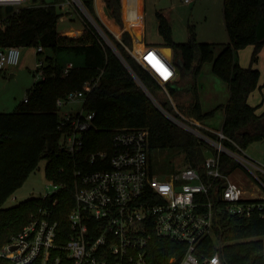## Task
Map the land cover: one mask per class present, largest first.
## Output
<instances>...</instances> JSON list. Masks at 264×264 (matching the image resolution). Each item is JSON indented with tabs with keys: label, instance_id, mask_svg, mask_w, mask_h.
<instances>
[{
	"label": "trees",
	"instance_id": "16d2710c",
	"mask_svg": "<svg viewBox=\"0 0 264 264\" xmlns=\"http://www.w3.org/2000/svg\"><path fill=\"white\" fill-rule=\"evenodd\" d=\"M61 1L54 0L50 4L43 1L41 5L25 7L10 14L0 27V48L41 45L43 51L38 55L51 52L43 58L44 76L28 90V102L22 101L10 113H0V134L3 138L0 143V249L42 208L52 210L53 219L59 224L58 231L63 237L57 241L64 243L68 238L69 212L74 205V171L78 166L72 156L59 148L62 132L57 100L73 90L82 89L87 81L98 82L87 93L83 104L86 111L95 113L94 127L86 140L87 153L110 149L116 130L128 127L146 128L150 134L151 151L166 153L159 167L161 171L174 172L176 159H180L182 165L193 167H198L205 159L208 146L205 141L170 121L137 82L134 74L162 106L175 113L160 84V80H164L162 71L155 70L140 57L144 65L159 77L157 79L128 50H133L134 41L131 34L123 29L122 0L82 2L134 74L90 22H86L85 32L78 37L60 35L58 22L63 11L56 4ZM129 1L127 16L133 19L136 4L133 0ZM103 6L111 13L110 18L106 17ZM223 13L229 41L216 56L212 43L198 41L192 28L188 41H175L168 19L161 12L157 13L163 44L172 49L173 63L180 72L179 78L166 82L165 87L182 114L202 122L213 111L204 113L202 110L196 75L205 61H213L215 72L227 82L230 92L224 106L221 130L245 149L264 138V110L259 113L258 106L248 101L259 86L260 70L253 63L264 46V0H224ZM3 14L5 11L0 9V16ZM116 23L122 28V33ZM115 33H120V39ZM247 45H254V51L249 67H243L236 53ZM65 55L73 56L80 63L63 61ZM179 60L182 65H179ZM69 63L73 67L65 73ZM185 81L188 85L182 86ZM188 86L190 89L186 90ZM225 143L229 144L228 141ZM43 159L47 160L46 175L49 180L63 187L46 198L33 196L7 207L8 198L23 186ZM223 160L224 171L236 169L234 161L227 157ZM185 249L183 243L155 239L151 244L149 264H178ZM216 252L223 264H264V211L249 217L220 214L213 234L201 242L202 254L199 255L202 258ZM0 264H8V261L0 257Z\"/></svg>",
	"mask_w": 264,
	"mask_h": 264
},
{
	"label": "built area",
	"instance_id": "2783aa9c",
	"mask_svg": "<svg viewBox=\"0 0 264 264\" xmlns=\"http://www.w3.org/2000/svg\"><path fill=\"white\" fill-rule=\"evenodd\" d=\"M36 2L0 0V9H5L0 27L10 14L36 6ZM183 2L192 4L194 0ZM7 6L13 10L6 12ZM56 6L61 10L76 6L90 19L82 0H63ZM101 31L102 28L98 29L103 36ZM21 50L17 45L0 48V72L20 63ZM42 51L43 47L38 46L37 53ZM132 54L147 69L140 56L133 51ZM44 64V59L37 61L40 78L44 76ZM72 67L69 63L65 73ZM159 70L164 80L171 76L163 68ZM97 83L87 81L82 89L57 100L62 132L59 148L72 156L78 166L74 171V205L69 212L68 238L64 243L57 241L63 237L59 224L53 219L52 210L42 208L12 236L0 257L8 264H149L151 244L155 239H163L186 246L178 264H223L218 252L201 258V242L213 234L220 214L249 217L264 211V163L249 156L223 130L205 128L200 121L182 114L162 83L176 114L161 104L156 107L170 121L205 141L208 146L201 165L179 167L170 173L154 169L146 128H120L110 149L87 153L86 140L94 127L95 113L86 111L83 104ZM23 101L28 102V96ZM75 102H81L79 110H62ZM2 140L0 134V143ZM223 157L234 161L236 169L224 171ZM242 168L251 175L258 195L247 196L246 190L233 179V174ZM51 183L53 191L42 197L63 187L54 180Z\"/></svg>",
	"mask_w": 264,
	"mask_h": 264
},
{
	"label": "rangeland",
	"instance_id": "374dc122",
	"mask_svg": "<svg viewBox=\"0 0 264 264\" xmlns=\"http://www.w3.org/2000/svg\"><path fill=\"white\" fill-rule=\"evenodd\" d=\"M43 1L52 3L54 0H37L35 5H39ZM223 8L224 0H194L190 5L184 4L182 0H144V7L139 6L133 19L123 18V29L131 34L134 41L133 50L140 57L147 60L146 62L150 66H153L154 69H167L171 72L172 76L178 79L179 77L176 75V71L171 63L169 47L163 44V37L158 30L156 10H162V12H165V15L167 14V16L170 17L171 24L175 29L173 33L175 41H188L190 38V28H192L196 33L198 41L212 43L214 55L216 56L221 50V43L229 41ZM103 10L106 17L110 18L111 13L105 6H103ZM3 11H5V9H3ZM62 11L63 16L58 22V31L60 35L78 37L85 32L86 22H90L97 31L101 28L91 14L89 19V16L87 17L86 14L76 6L64 7ZM125 24L129 28L128 30L125 28ZM144 24L146 33L144 32ZM116 27L119 29L120 33L123 32L118 23H116ZM102 34L105 38H103L104 42L110 48V45L114 46L119 52L108 35L105 32ZM128 50L130 53L133 51L131 49ZM21 51L22 56L20 64L23 68H8L0 72V113H10L22 103L28 94V90L36 80L40 79V75L38 71H36L37 61L51 54L50 51H46L38 55L37 47L22 48ZM253 51L254 45H247L237 51L236 58L243 67H249L251 64ZM119 55L122 57V60L125 61L129 70L134 74V71L120 52ZM70 60H75L80 63V60L75 59L71 55L63 56V61L66 62ZM155 65L158 66V68H156ZM253 66L260 70V79L259 86L249 96L248 101L251 105L258 106L257 110L261 113L264 110V46L259 52L258 59L253 63ZM11 73H14V75H11ZM134 76L139 85L146 91L154 105L158 107V104H160L158 99L150 93L135 74ZM187 85L188 81H185L182 86ZM196 85L203 112L207 113L213 111V114L205 118L202 122L216 129L222 128L225 117L224 106L229 100L230 92L227 82L215 72L213 61L207 60L202 64L199 73L196 75ZM185 89L189 90L190 87L188 86ZM185 98H188L187 95H185ZM80 108L81 102H75L65 105L62 110H79ZM245 151L253 159L264 163V138L249 144L245 148ZM206 154L209 153L206 152ZM165 155L166 153L161 151L154 150L152 152L154 169L161 166L162 160L165 159ZM179 160L176 159V161H174L177 168L186 166L182 165ZM46 165L47 160H41L39 168L26 179L22 187L8 198L5 204L7 207L16 205L21 201L29 199V197L42 196L49 191H53L51 180H49L46 175ZM233 179L240 183L243 189L246 190L245 193L247 196L259 194L258 190L252 187L250 181L251 175L247 170L242 168L237 173L233 174ZM251 192H253V194H251ZM6 245L7 242L1 247L0 252L4 250Z\"/></svg>",
	"mask_w": 264,
	"mask_h": 264
},
{
	"label": "crops",
	"instance_id": "0c3cea01",
	"mask_svg": "<svg viewBox=\"0 0 264 264\" xmlns=\"http://www.w3.org/2000/svg\"><path fill=\"white\" fill-rule=\"evenodd\" d=\"M128 1V2H127ZM122 0V18H129L130 19V17L129 16H127V5L130 3V1L129 0ZM134 1V3L136 4V9H133V14H134V16H135V14H136V11L138 10V8H139V6H143L144 7V0H133ZM182 2H183V0H182ZM184 4H186L185 2H183ZM190 5V4H189ZM173 9V8H172ZM171 9V10H172ZM158 12H161L162 14H164L165 12H162V10H156V17H157V13ZM165 15V14H164ZM167 16V14L165 15V17ZM169 16H170V14H169ZM167 19H168V21H169V23H170V25H171V28H172V35H173V33L175 32V29H174V27L172 26V24H171V19H170V17H166ZM157 19V18H156ZM157 22H158V19H157ZM158 25V24H157ZM125 28L128 30L129 28L126 26V24H125ZM145 30H146V28H145V24H144V32H145ZM146 33V32H145ZM119 37H120V34H117ZM145 38V37H144ZM174 39V38H173ZM178 42V41H177ZM228 42V41H227ZM227 42H223V43H221L222 44V47H221V50L223 49V47H224V45L227 43ZM139 43H141V42H139ZM220 50V49H219ZM221 50H220V52H221ZM133 52L134 53H136L134 50H133ZM170 52V51H169ZM219 52V53H220ZM218 53V54H219ZM137 54V53H136ZM21 56H22V52H21ZM170 59H171V63H172V65H173V67H174V69H175V71H176V75L179 77L180 76V72H179V69L174 65V63H173V56H172V51L170 52ZM147 61V60H146ZM21 62V61H20ZM156 66V65H155ZM16 68L17 67H19V68H23L22 66H21V64L19 63L17 66H15ZM15 67H10V68H15ZM147 67V66H146ZM153 67V66H152ZM156 68H158V66H156ZM148 69V68H147ZM164 69V68H163ZM155 70H157V69H155ZM165 71L164 72H167V73H169L171 76L167 79V80H169V81H173V80H177L176 78H175V76H172V74H171V72H169L167 69H164ZM148 71H150L149 69H148ZM151 72V71H150ZM152 73V72H151ZM154 76H155V74L154 73H152ZM11 75H14V73H11ZM156 77V76H155ZM157 78V77H156ZM158 79V78H157ZM167 80H163V81H161L160 80V83H162V84H165L166 82H168ZM202 124H203V126L205 127V128H208V129H211V130H221L222 128H220V129H216V128H214V127H211V126H208V125H206V124H204L203 122H201Z\"/></svg>",
	"mask_w": 264,
	"mask_h": 264
},
{
	"label": "water",
	"instance_id": "95a60500",
	"mask_svg": "<svg viewBox=\"0 0 264 264\" xmlns=\"http://www.w3.org/2000/svg\"><path fill=\"white\" fill-rule=\"evenodd\" d=\"M33 1H36V0H33ZM12 10H13V7L12 6H7L6 7V12H11ZM102 38H103V36H102ZM110 46L113 49V51L118 55V57L122 60V57H120L119 52L116 50V48H114V46H112V45H110ZM168 49H169L170 52L172 51L171 48H168ZM122 62L125 63V61H123V60H122ZM178 63H179V65H182V62L180 60L178 61ZM125 65L127 66L126 63H125Z\"/></svg>",
	"mask_w": 264,
	"mask_h": 264
}]
</instances>
